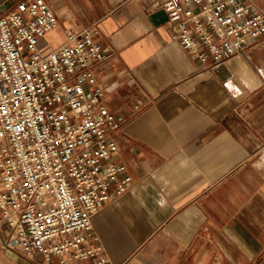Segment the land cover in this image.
I'll use <instances>...</instances> for the list:
<instances>
[{"label": "crops", "instance_id": "crops-1", "mask_svg": "<svg viewBox=\"0 0 264 264\" xmlns=\"http://www.w3.org/2000/svg\"><path fill=\"white\" fill-rule=\"evenodd\" d=\"M45 1L57 26L42 52L96 25L110 55L97 81L125 120L112 160L133 184L92 218L109 264H264V39L214 65L170 40L157 0ZM7 234L0 221V264H42Z\"/></svg>", "mask_w": 264, "mask_h": 264}, {"label": "built area", "instance_id": "built-area-1", "mask_svg": "<svg viewBox=\"0 0 264 264\" xmlns=\"http://www.w3.org/2000/svg\"><path fill=\"white\" fill-rule=\"evenodd\" d=\"M1 2V0H0ZM167 33L214 65L264 39V10L245 0H157ZM45 0L0 7V221L3 247L42 264H109L92 218L132 179L112 158L125 123L104 105L97 72L110 56L96 25L70 31L56 49Z\"/></svg>", "mask_w": 264, "mask_h": 264}]
</instances>
